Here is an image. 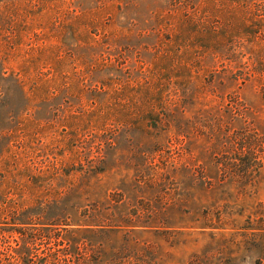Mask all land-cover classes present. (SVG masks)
Wrapping results in <instances>:
<instances>
[{
    "label": "rangeland",
    "instance_id": "rangeland-1",
    "mask_svg": "<svg viewBox=\"0 0 264 264\" xmlns=\"http://www.w3.org/2000/svg\"><path fill=\"white\" fill-rule=\"evenodd\" d=\"M20 229L54 264H264V0H0V264Z\"/></svg>",
    "mask_w": 264,
    "mask_h": 264
},
{
    "label": "trees",
    "instance_id": "trees-1",
    "mask_svg": "<svg viewBox=\"0 0 264 264\" xmlns=\"http://www.w3.org/2000/svg\"><path fill=\"white\" fill-rule=\"evenodd\" d=\"M243 157L241 159H239V161L243 162V168L247 167V169H249V165H248V159H246L248 157L247 151H243ZM250 156V154H249ZM252 168V167H251ZM17 233L19 234V239L21 241H23L24 243H19V247L16 249H13L14 254L11 255V260L10 262H8L7 264H54L49 262L48 260H44V259H39V260H34L32 259L31 253H30V249H29V245L28 243H30V241H28L25 237V235L22 233L21 229L17 230ZM84 264H88V263H84Z\"/></svg>",
    "mask_w": 264,
    "mask_h": 264
}]
</instances>
